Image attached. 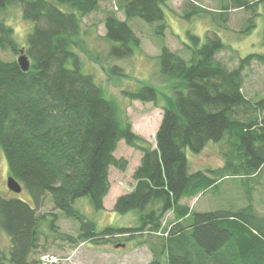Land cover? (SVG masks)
<instances>
[{"label": "trees", "instance_id": "1", "mask_svg": "<svg viewBox=\"0 0 264 264\" xmlns=\"http://www.w3.org/2000/svg\"><path fill=\"white\" fill-rule=\"evenodd\" d=\"M104 1L112 0H0L3 12L20 3L23 20L33 25L24 47L16 43L13 27L0 19V50L16 55L24 47L30 66L23 71L15 59L0 57V149L9 176L29 194L27 200L0 194V232L9 238L7 253L0 249V264H44L42 255L32 258L47 251L43 226L69 245L121 237L124 242L137 240L148 246L149 264H264V212H257L251 195L264 172V97L246 98L242 89L247 66L257 61L264 67V55H245L230 69L216 58L226 47L214 32H207L202 44L187 33L191 46L183 47L190 51L188 59L161 45L159 71L163 80L174 81L179 88L175 86L172 98H165L166 105L161 106L151 146L127 119L116 116L113 101L105 98L93 75L81 72L71 49L81 33L80 18ZM168 1L118 0L125 20L116 13L105 17L108 48L104 59L100 55L97 61L127 58L132 47H138L140 40L128 19L150 23L156 35L164 37L162 6ZM206 1L218 9L189 0L181 16L189 21L210 16L216 26L228 30L229 14L244 10L249 14L246 33L255 28L259 7L264 16V0ZM62 5L76 13L61 11ZM107 71L116 76L121 68L108 66ZM123 94L129 101L160 105L153 86ZM121 140L141 159L131 176L132 191L116 198L113 211L134 212L137 223L98 229L75 202L86 198L93 211L104 210L111 167L122 172L128 166L126 158L114 156ZM208 142L225 146L221 166L191 172L186 150L199 154ZM227 179L246 185L254 181L245 188L244 207L197 212L183 203L219 188ZM46 199L53 211L42 213ZM168 214L172 218L166 220ZM60 217L79 225L76 236L58 232Z\"/></svg>", "mask_w": 264, "mask_h": 264}, {"label": "rangeland", "instance_id": "2", "mask_svg": "<svg viewBox=\"0 0 264 264\" xmlns=\"http://www.w3.org/2000/svg\"><path fill=\"white\" fill-rule=\"evenodd\" d=\"M199 6L201 5L208 10H217L218 5L214 2L206 0H193ZM254 1V0H250ZM189 0H169L165 6H162L167 30L164 37L156 35L155 26L142 21L141 19H128V24L133 30L135 37L140 40L138 47H132L133 53L127 58L98 62L97 57L101 55L102 59L106 55L108 48L107 42L104 41V22L105 17L109 14H117L124 19L123 12L118 9V0L104 1L99 4L97 9L84 17L80 18L81 28L80 35L74 39L76 45L71 47L73 54H76L81 64L80 70L84 74L93 75L94 82L100 85L102 93L106 99L113 101L116 107V116L119 119H127L132 126L133 131L138 136L147 138V141L154 146V134L159 127L162 118L161 106L166 105L165 98H172L173 88L178 86L174 81L167 82L163 80L159 71L160 46L165 45L169 49L183 55L185 59L190 56V51L185 49L183 45H190L187 33L192 32L201 40V44L206 41L207 32H214L225 43V49L216 55V58L225 63L228 68H235L239 58H244L248 54L264 55V44L262 41V30L264 27V16L262 7L258 9V15L255 20V28L249 33L244 30L246 27V18L249 17L246 11H233L230 20L226 26L228 30L220 29L216 26V21L210 16L203 18H193L187 20L181 16L184 5ZM61 11L67 13H76L69 6H59ZM22 6L12 4L3 12L0 11V19H3L6 25L13 27L16 43L26 46V38L31 32L32 24L27 23L22 18ZM211 13V12H208ZM245 20V21H244ZM242 29V33L239 32ZM191 46V45H190ZM21 47L16 55L11 52L1 51L0 57L6 61L13 59L18 60ZM24 54V53H23ZM117 66L121 68L120 74L111 75L107 71L108 66ZM68 68L73 65L67 63ZM243 93L245 97L258 99L264 97V67L257 61H253L247 66L244 72ZM153 86L158 93L159 107L153 104H144L138 101H129L123 92L139 90L141 86ZM179 88V86H178ZM170 101V100H169ZM225 146L221 143L208 142L205 149L199 154H193L186 150L188 166L191 172L197 170L207 171L208 169H216L223 162L221 152ZM116 158H126L128 166L126 171L119 172L111 167L109 180L112 182L111 192L105 199V208L102 212H95L91 209L90 203L86 198H81L75 202V207L84 213L86 217L97 223L98 229L103 226L116 227H134L136 225V216L134 212H128L120 215L113 211L115 199L123 194L131 192L132 179L130 178L133 170L139 162L140 153L134 148L126 146L123 140L117 145L114 152ZM8 163L0 149V194L7 198L28 199V192L22 189L17 195L12 193L7 185ZM252 181L251 183H253ZM246 185L245 182L238 179L223 180L217 189H211L204 195L198 196V199L184 200L183 203L194 209L195 211H209L229 208H241L247 204L246 196H244ZM113 185L114 188H113ZM252 205L258 213L264 212V172L261 175L259 185L251 192ZM53 211V204L46 199L44 206L40 212L48 213ZM168 214L166 220L171 219ZM58 232L65 233L70 236H76L79 225L68 219L60 217L57 222ZM0 249L3 253H7L9 246V238L4 232H0ZM42 244L43 249L32 255V258L39 259L42 256H55L60 259L63 264H149L152 255L147 245L140 244L137 240L115 241L117 238H109V242L98 240V242H80L78 244L69 245L65 241L56 239L55 234L49 233L47 228L43 226ZM118 244L125 245L124 248H116Z\"/></svg>", "mask_w": 264, "mask_h": 264}, {"label": "water", "instance_id": "3", "mask_svg": "<svg viewBox=\"0 0 264 264\" xmlns=\"http://www.w3.org/2000/svg\"><path fill=\"white\" fill-rule=\"evenodd\" d=\"M19 56L20 57L17 60L18 66L21 67L23 71H28V69L30 68L28 58L23 54V51L20 52ZM6 185L8 189L15 195L19 194L22 190L20 184H18L17 181H15L12 176H8ZM115 247L124 248L125 245L118 244Z\"/></svg>", "mask_w": 264, "mask_h": 264}, {"label": "built area", "instance_id": "4", "mask_svg": "<svg viewBox=\"0 0 264 264\" xmlns=\"http://www.w3.org/2000/svg\"><path fill=\"white\" fill-rule=\"evenodd\" d=\"M42 258V262L44 263V264H46V263H59L60 262V260L57 258V257H54V256H42L41 257Z\"/></svg>", "mask_w": 264, "mask_h": 264}, {"label": "crops", "instance_id": "5", "mask_svg": "<svg viewBox=\"0 0 264 264\" xmlns=\"http://www.w3.org/2000/svg\"><path fill=\"white\" fill-rule=\"evenodd\" d=\"M145 139L147 140V138H145ZM140 157H141V155L138 157V158H139V162H140V159H141ZM139 162H138V164H139ZM138 164H137V166H138ZM133 171H134V170H133ZM110 174H111V170H110ZM132 174H133V172H132ZM131 176H132V175H131ZM109 177H110V176H109ZM130 178H131V177H130ZM132 183H133V184H132V186H131V189H132L133 186H134V181H133V180H132ZM114 186H115V185H113V188H114ZM111 188H112V182H111V180H110V190H111ZM110 190H109V191H110ZM131 191H132V190H131ZM110 192H111V191H110ZM110 192H109V193H110ZM107 196H108V195H107ZM107 196H106V197H107ZM106 197L103 199V202H104V208H105V203H106V202H105ZM115 200H116V199H115ZM115 202H116V201H115ZM115 202H114V204H115ZM114 204H113V205H114Z\"/></svg>", "mask_w": 264, "mask_h": 264}]
</instances>
